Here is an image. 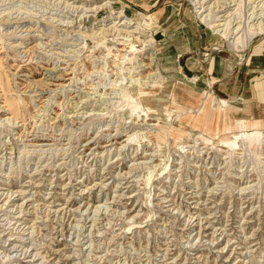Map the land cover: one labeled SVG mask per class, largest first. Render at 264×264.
<instances>
[{"label": "rangeland", "instance_id": "obj_1", "mask_svg": "<svg viewBox=\"0 0 264 264\" xmlns=\"http://www.w3.org/2000/svg\"><path fill=\"white\" fill-rule=\"evenodd\" d=\"M262 19L264 0H0V264H264V126L199 63H246Z\"/></svg>", "mask_w": 264, "mask_h": 264}, {"label": "crops", "instance_id": "obj_2", "mask_svg": "<svg viewBox=\"0 0 264 264\" xmlns=\"http://www.w3.org/2000/svg\"><path fill=\"white\" fill-rule=\"evenodd\" d=\"M258 41L261 42L259 44L254 42L246 49L248 53L246 63L243 64L238 60V56L232 53L233 61L213 56L215 49H221L218 44L210 46L211 55L206 52L202 56L203 59L199 57V63L205 62L208 58V67L213 76L210 86L211 84L213 87L216 86L217 90L222 91V95L227 97L223 98L226 100L225 109L228 107V102L234 101V104L241 105L244 107L241 109L243 117H248L249 123L254 128L264 126V36H260ZM225 52L228 53V50ZM201 110L204 114L202 123L205 125L209 120L205 119L206 110L204 108ZM235 124L238 125L237 122Z\"/></svg>", "mask_w": 264, "mask_h": 264}, {"label": "bare ground", "instance_id": "obj_3", "mask_svg": "<svg viewBox=\"0 0 264 264\" xmlns=\"http://www.w3.org/2000/svg\"><path fill=\"white\" fill-rule=\"evenodd\" d=\"M232 14H228V15H222L221 17H224V22L223 23H217L216 20H211L212 18L209 17V22L211 23V25L215 28L221 26L223 29H219L217 31L219 32H222L225 33L227 30L229 31L232 26L230 27V25L233 23V18L232 19H229V20H226L228 19ZM206 16H209V15H206ZM205 16V17H206ZM205 17L203 19H205ZM207 20V19H206ZM213 28V30L215 29ZM238 28V27H237ZM239 29V28H238ZM237 30V29H236ZM246 32H244V36H243V40H244V45H249V42L252 41V39L258 35H264V20L262 19L259 23H255V24H252V25H248L247 28L245 29ZM239 31V30H238ZM230 33V32H229ZM247 33V34H246ZM236 34V33H235ZM3 108V105L1 106ZM7 109H5L6 111ZM189 111V110H188ZM264 132V131H263ZM262 132L261 136L264 135V133ZM261 133V132H260ZM199 135L196 136V138L198 137ZM245 140L249 143L253 142L255 139H257L258 137H251V135L249 136H245ZM151 154V153H150ZM149 155V154H148Z\"/></svg>", "mask_w": 264, "mask_h": 264}]
</instances>
